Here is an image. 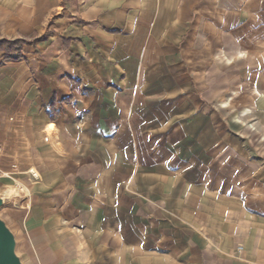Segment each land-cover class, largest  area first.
<instances>
[{
  "label": "crops",
  "instance_id": "crops-1",
  "mask_svg": "<svg viewBox=\"0 0 264 264\" xmlns=\"http://www.w3.org/2000/svg\"><path fill=\"white\" fill-rule=\"evenodd\" d=\"M242 3L264 47V0ZM237 4L0 0V44L24 42L0 46V196L26 193L5 221L23 264H264V145L190 126L186 48L238 31Z\"/></svg>",
  "mask_w": 264,
  "mask_h": 264
},
{
  "label": "rangeland",
  "instance_id": "rangeland-1",
  "mask_svg": "<svg viewBox=\"0 0 264 264\" xmlns=\"http://www.w3.org/2000/svg\"><path fill=\"white\" fill-rule=\"evenodd\" d=\"M231 14L232 18L237 17L238 31H230L226 25H207L205 34L198 35L193 41L191 38L186 48L187 62L195 82L193 94L199 95L200 101L204 100L200 120H190V126L200 131L202 128L206 129L207 146L214 141L221 143L223 147L229 146L233 140L230 135L237 140L238 146H245L246 142L255 147L262 146L263 42L256 38L246 40V37L249 39L255 35L252 31L247 35L246 29H243L247 13L242 0H238L237 9L234 8ZM206 16H210L208 11ZM222 16H225L224 10ZM240 53L243 55L240 56ZM228 155L229 153L223 154L224 157ZM10 192L13 195H9V198L15 197V205L13 210L9 209L11 202L7 200L0 209V218L4 221H7L10 214L18 215L22 212V206L26 203V200H21V196L26 193L20 183ZM17 251L20 255V248Z\"/></svg>",
  "mask_w": 264,
  "mask_h": 264
},
{
  "label": "water",
  "instance_id": "water-1",
  "mask_svg": "<svg viewBox=\"0 0 264 264\" xmlns=\"http://www.w3.org/2000/svg\"><path fill=\"white\" fill-rule=\"evenodd\" d=\"M5 200L0 196V209ZM0 264H23L17 254V240L7 223L0 218Z\"/></svg>",
  "mask_w": 264,
  "mask_h": 264
},
{
  "label": "trees",
  "instance_id": "trees-1",
  "mask_svg": "<svg viewBox=\"0 0 264 264\" xmlns=\"http://www.w3.org/2000/svg\"><path fill=\"white\" fill-rule=\"evenodd\" d=\"M24 43L23 41H4L2 44H0L1 47H3L5 50H7L8 53H17L21 49V44ZM9 57V56H7ZM18 57H16L17 59Z\"/></svg>",
  "mask_w": 264,
  "mask_h": 264
},
{
  "label": "built area",
  "instance_id": "built-area-1",
  "mask_svg": "<svg viewBox=\"0 0 264 264\" xmlns=\"http://www.w3.org/2000/svg\"><path fill=\"white\" fill-rule=\"evenodd\" d=\"M2 153H3V146H2V144L0 143V157H1ZM241 251H242V247H239V248H238V253H240Z\"/></svg>",
  "mask_w": 264,
  "mask_h": 264
}]
</instances>
